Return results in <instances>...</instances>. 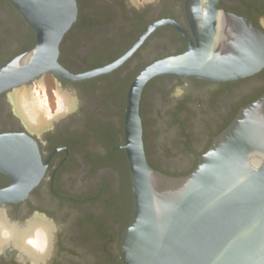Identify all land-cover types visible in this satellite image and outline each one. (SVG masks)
<instances>
[{"label": "flooded vegetation", "instance_id": "flooded-vegetation-1", "mask_svg": "<svg viewBox=\"0 0 264 264\" xmlns=\"http://www.w3.org/2000/svg\"><path fill=\"white\" fill-rule=\"evenodd\" d=\"M76 1L78 17L61 41L59 57L74 74L117 60L146 28L160 20H173L190 31L185 0ZM219 5L251 19L264 31V0H220ZM12 6L6 7L8 14L0 4V43L16 40L22 46L0 66L20 53L29 40L27 25H31ZM10 16H19L20 25L9 23ZM188 45L178 28L163 23L108 73L82 81L45 74L44 82L54 81L59 94L69 98L72 105L39 128L24 120L8 93L0 95V133L32 136L45 166L28 197L0 206V211L6 225L26 226L40 218L53 227L49 252L40 262H32L13 243L5 242L0 246V264H123L120 240L129 213V193L122 173V155L127 158L123 144L128 89L146 65L182 53ZM100 61L106 63L92 68ZM128 75L133 78L124 94ZM263 93L264 68L254 75L226 81L170 75L152 78L141 103L149 162L170 175L190 173L227 121L248 100ZM149 96L160 100L158 114L165 124L171 125L173 119V131L169 128L160 137L154 130L148 131L144 120L143 108ZM184 162L188 167H174ZM11 183L12 178L0 171V188Z\"/></svg>", "mask_w": 264, "mask_h": 264}, {"label": "water", "instance_id": "water-1", "mask_svg": "<svg viewBox=\"0 0 264 264\" xmlns=\"http://www.w3.org/2000/svg\"><path fill=\"white\" fill-rule=\"evenodd\" d=\"M34 29L36 44L0 66V95L29 88L47 73L82 81L122 64L157 26L167 23L188 39L187 49L155 60L133 79L124 114V144L134 207L120 240L123 264H264V93L242 106L188 174L164 173L148 160L141 103L146 84L170 75L236 80L264 68V31L220 7V0H185L190 31L173 20L146 28L112 63L71 73L60 44L78 17L76 0H7ZM15 106V105H14ZM45 166L27 133H0V206L26 199Z\"/></svg>", "mask_w": 264, "mask_h": 264}, {"label": "bare ground", "instance_id": "bare-ground-1", "mask_svg": "<svg viewBox=\"0 0 264 264\" xmlns=\"http://www.w3.org/2000/svg\"><path fill=\"white\" fill-rule=\"evenodd\" d=\"M25 87V86H24ZM12 101L14 107L24 120L32 127H42L44 123L48 124V120L43 118V110L30 95L29 91L20 88L15 91ZM69 98L61 95L60 107L62 110L71 108ZM74 105V102H73ZM2 211H0V246L7 243H13L17 247L21 255H26L34 263L44 259L50 249L51 238L53 236V227L47 221L36 218L26 226L6 225ZM7 229L9 235L5 237L3 231Z\"/></svg>", "mask_w": 264, "mask_h": 264}, {"label": "rangeland", "instance_id": "rangeland-1", "mask_svg": "<svg viewBox=\"0 0 264 264\" xmlns=\"http://www.w3.org/2000/svg\"><path fill=\"white\" fill-rule=\"evenodd\" d=\"M5 11L9 14L10 9H7L6 7L4 8ZM12 12H10V15ZM13 15V14H12ZM10 22H15V25H20L21 21L19 20V16H10ZM8 24V23H7ZM13 25V23H12ZM15 28V27H14ZM5 42V41H4ZM22 46L21 43H19L16 40H11V41H6L3 43L1 41L0 43V64L4 61V59L10 55L13 51L17 50ZM133 75H128L125 78V89H124V94L127 91V88L129 86V83L131 81V78ZM45 76L41 79L35 80L33 84L27 87H23V89H26L29 91L30 95L33 97V99L36 102H39V106L42 108L44 114L43 118L45 120L50 121L58 112H61V107H60V100H61V95L59 94V89L57 88L56 84L54 81L51 79L48 80V82H44ZM160 100H157V98L153 100L151 96L148 97L146 104L143 108V116L144 120L147 124L148 131H155L156 137H160L162 133L166 132L170 128L173 131V119L171 121V125H168L167 123L165 124L161 119V116L158 114V106H159ZM170 116V115H169ZM172 117V115L170 116ZM189 163L184 162L183 164L180 163L176 167L177 169H182L188 167ZM75 246V244H73ZM106 264V263H103Z\"/></svg>", "mask_w": 264, "mask_h": 264}, {"label": "trees", "instance_id": "trees-1", "mask_svg": "<svg viewBox=\"0 0 264 264\" xmlns=\"http://www.w3.org/2000/svg\"><path fill=\"white\" fill-rule=\"evenodd\" d=\"M0 4L1 5H5V7H7V8H12L13 9V6H12L11 2H8L7 0H0ZM27 26H28V31H29V34H28L29 35V40H28V43L24 46V48L20 51V53H22L24 51H27V50H30L36 44V34H35L33 28H31L29 25H27ZM20 53H18V54H20ZM16 55H17V53H16ZM105 63H106L105 61L95 62V63L92 64V68L101 66V65H103ZM132 78H131V80H132ZM258 97H259V95L252 97L244 105H246L247 103L257 99ZM236 114L237 113H235V115ZM235 115H233L229 119V121H227V123L222 127L221 130H223L233 120ZM122 157L124 159L123 166H122V173L124 174V178H125V181H126V183H125L126 189L128 188L126 191L129 193V206H128L129 213L126 216V220H125L126 221L125 222V226H128V224H129V222L131 220V216H132V211H133V207H134V201H133V190H132V182H131V178H130V171H129L128 161H127V158H126L125 155H122ZM177 176H181V175H177Z\"/></svg>", "mask_w": 264, "mask_h": 264}, {"label": "clouds", "instance_id": "clouds-1", "mask_svg": "<svg viewBox=\"0 0 264 264\" xmlns=\"http://www.w3.org/2000/svg\"><path fill=\"white\" fill-rule=\"evenodd\" d=\"M3 235H4L5 237H7V236L9 235L7 229H5V230L3 231Z\"/></svg>", "mask_w": 264, "mask_h": 264}]
</instances>
